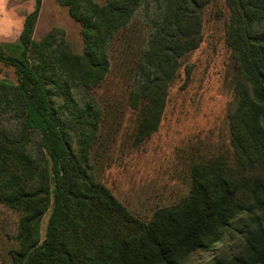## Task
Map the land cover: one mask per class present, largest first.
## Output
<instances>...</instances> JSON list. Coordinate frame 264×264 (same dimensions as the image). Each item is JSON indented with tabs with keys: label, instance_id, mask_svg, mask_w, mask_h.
Wrapping results in <instances>:
<instances>
[{
	"label": "trees",
	"instance_id": "1",
	"mask_svg": "<svg viewBox=\"0 0 264 264\" xmlns=\"http://www.w3.org/2000/svg\"><path fill=\"white\" fill-rule=\"evenodd\" d=\"M42 1L36 0L26 17L18 42L0 43V64L17 76L16 84L0 81V120L15 124L13 134L0 131V203L21 214L19 264H187L243 227V216L255 224L245 236L250 261L222 258L212 264H264V31L256 27L264 21V0H225L227 42L249 83V92L238 88L230 117L233 152L195 164L190 195L158 210L149 223L133 217L107 188L84 179L83 165L67 141L69 125L30 58ZM56 1L82 27L84 53L74 58L78 86L88 91L108 76L115 38L129 34L135 22L142 25L145 51L131 74L135 93L141 91L137 95L155 119L148 116L139 127V141L147 139L158 127L179 59L202 41L205 1L108 0L104 6L93 0ZM33 136L39 144L31 160L27 145ZM51 207L42 241L41 221Z\"/></svg>",
	"mask_w": 264,
	"mask_h": 264
},
{
	"label": "rangeland",
	"instance_id": "2",
	"mask_svg": "<svg viewBox=\"0 0 264 264\" xmlns=\"http://www.w3.org/2000/svg\"><path fill=\"white\" fill-rule=\"evenodd\" d=\"M107 1L93 0L99 6ZM203 1L202 41L198 49L179 59L158 127L143 141L137 135L149 116L148 102L139 99L140 90L135 93L131 74L134 61L145 51V30L138 21L129 34L115 38L109 54L111 70L90 91L78 86L74 57L83 55L85 41L80 23L71 18L67 7L43 0L32 37L30 58L53 97L56 112L69 125L67 141L83 165L84 179L107 188L144 223L158 210L178 205L190 195L192 171L200 160L233 152L230 117L238 102V88L249 92L227 42L230 12L226 1ZM35 2L11 0L9 6H35ZM24 22L22 17H0V43H17ZM256 27L264 31V21ZM7 54L15 55L12 49ZM0 81L16 84L14 69L0 64ZM14 125L0 120V131L13 134ZM38 144L39 139L31 137L27 145L31 160L37 157ZM52 210L41 221L42 241ZM243 217L239 220L243 227H235L223 243L210 253L196 254L187 264H212L222 258L229 263L237 257L250 261L245 236L255 224ZM260 218L264 221V214ZM20 219L19 212L0 203V264H19L24 251L18 238Z\"/></svg>",
	"mask_w": 264,
	"mask_h": 264
},
{
	"label": "crops",
	"instance_id": "3",
	"mask_svg": "<svg viewBox=\"0 0 264 264\" xmlns=\"http://www.w3.org/2000/svg\"><path fill=\"white\" fill-rule=\"evenodd\" d=\"M9 2H11V0H0V17H22L23 19H26V17L35 9V6L30 4L26 6H23L22 4L9 6ZM23 28L24 25L19 32L20 35Z\"/></svg>",
	"mask_w": 264,
	"mask_h": 264
}]
</instances>
